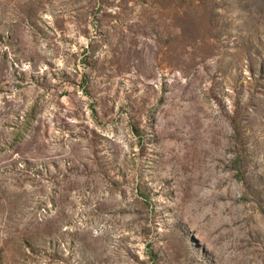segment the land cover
Here are the masks:
<instances>
[{
	"label": "rangeland",
	"instance_id": "obj_1",
	"mask_svg": "<svg viewBox=\"0 0 264 264\" xmlns=\"http://www.w3.org/2000/svg\"><path fill=\"white\" fill-rule=\"evenodd\" d=\"M0 264H264V0H0Z\"/></svg>",
	"mask_w": 264,
	"mask_h": 264
}]
</instances>
